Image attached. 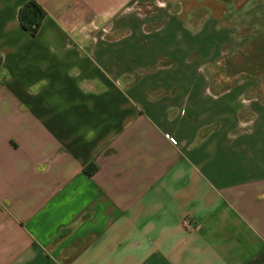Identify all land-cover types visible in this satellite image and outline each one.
Instances as JSON below:
<instances>
[{"label":"crops","instance_id":"0c3cea01","mask_svg":"<svg viewBox=\"0 0 264 264\" xmlns=\"http://www.w3.org/2000/svg\"><path fill=\"white\" fill-rule=\"evenodd\" d=\"M26 1L0 0V264H264V103L243 122L253 78L206 71L259 0H37L36 34Z\"/></svg>","mask_w":264,"mask_h":264},{"label":"rangeland","instance_id":"374dc122","mask_svg":"<svg viewBox=\"0 0 264 264\" xmlns=\"http://www.w3.org/2000/svg\"><path fill=\"white\" fill-rule=\"evenodd\" d=\"M228 22L234 29L238 48L225 55L224 65L216 63L206 71L217 88L231 86L243 76L253 78L240 102V115L243 122L254 124L257 116L255 104L264 103V0L232 15Z\"/></svg>","mask_w":264,"mask_h":264},{"label":"trees","instance_id":"16d2710c","mask_svg":"<svg viewBox=\"0 0 264 264\" xmlns=\"http://www.w3.org/2000/svg\"><path fill=\"white\" fill-rule=\"evenodd\" d=\"M45 15V8L37 0H27L19 9L21 23L33 34L38 32Z\"/></svg>","mask_w":264,"mask_h":264},{"label":"built area","instance_id":"2783aa9c","mask_svg":"<svg viewBox=\"0 0 264 264\" xmlns=\"http://www.w3.org/2000/svg\"><path fill=\"white\" fill-rule=\"evenodd\" d=\"M95 27H98V26H95ZM171 139H172L173 141H176V139H175L174 137H171Z\"/></svg>","mask_w":264,"mask_h":264}]
</instances>
